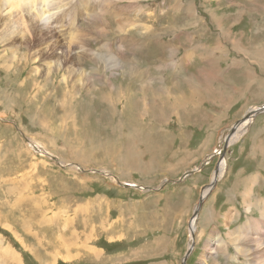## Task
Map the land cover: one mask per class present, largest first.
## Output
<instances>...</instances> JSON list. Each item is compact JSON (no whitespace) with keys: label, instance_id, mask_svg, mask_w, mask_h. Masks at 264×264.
<instances>
[{"label":"rangeland","instance_id":"obj_1","mask_svg":"<svg viewBox=\"0 0 264 264\" xmlns=\"http://www.w3.org/2000/svg\"><path fill=\"white\" fill-rule=\"evenodd\" d=\"M106 4L107 11L117 6L105 17L108 51L92 44L93 57L81 61L87 74L91 64L105 69L107 82L93 77L90 88L74 86L68 101L56 103V92L59 101L68 97L74 79L54 77L48 86L43 70L30 73L43 59L25 52L24 60L7 61L0 45V249L9 250L0 264H181L191 241L186 264H245L220 252L204 256L216 237L259 217L245 198H264L262 124L249 134L248 117L237 128L264 105V0ZM109 51L118 52L117 63ZM234 126L237 139L227 136ZM210 153L224 156L215 176ZM164 182L167 196H158L152 189ZM174 214L173 224H162Z\"/></svg>","mask_w":264,"mask_h":264},{"label":"bare ground","instance_id":"obj_2","mask_svg":"<svg viewBox=\"0 0 264 264\" xmlns=\"http://www.w3.org/2000/svg\"><path fill=\"white\" fill-rule=\"evenodd\" d=\"M89 1L90 0H0V45H2V48L5 47L2 49V55L5 57V59H7V61L11 60L12 62H16L19 60V55H21L22 58H25V52L31 54V61L33 62L43 59V64L36 67L35 70H30V73L33 71L34 73H39L43 70L44 73H42V75L47 81V85L49 82L52 83L51 79L53 80L54 77L56 82H58V79H61V81H64V83L65 81L67 82L68 79H74V84L70 86V90L68 91V97L66 94L61 93L60 95H62V100L59 101L57 99L59 94L56 92V103L65 102L70 98L72 99L75 97L74 86H76L78 90L82 87L90 88L91 86H94L92 80L93 77H97L98 80L104 79L103 81L105 83L107 82L108 75L105 73V69L100 70V67L97 64L98 61H96V59L94 60L96 61L97 66L95 64H91L90 69L92 72L88 74L85 72L83 66V63L86 61L81 60L88 57L89 55L92 56L90 54V48L92 44L102 45V49L108 51L106 47L109 45V43L105 40L106 38L104 36L108 30V23H106L105 17L109 15L112 16L116 12L117 6L114 4L107 11L106 3L110 0H100V3L97 4L98 6L96 5L95 7L88 6V3H90ZM91 17L95 18L96 21L93 22L90 19ZM57 23L60 24V27L57 26ZM127 23L128 22H124L122 25L119 24V30H123L124 27L127 26ZM57 29L61 30V33L58 34L59 36L62 35L61 43L56 41L54 37ZM58 32L60 31L58 30ZM113 34H119L117 29H115ZM33 47H37L38 50L31 52ZM56 50L59 52L56 53ZM28 53L26 54V57L29 55ZM98 54H95L94 56H97ZM117 54L118 52L116 51H109L108 60L112 62L115 61L117 63ZM187 61L188 58L186 57L181 59V62L187 63ZM78 64L81 66V68L77 66ZM8 66L6 67L9 68ZM114 67L118 66L116 65ZM61 73L62 77L60 78ZM90 74H93V76ZM32 84L36 86V82H33ZM107 86H109V84H107ZM40 87L41 85L38 87V91ZM142 89H150V87L143 86ZM59 105V107L64 106V104L63 106H61V104ZM54 110L55 109L52 111L53 113H55ZM59 110L60 112L64 113L62 108H59ZM1 116H3V114ZM246 120L247 119L244 121ZM239 124L237 126V128H239L238 131L241 129ZM237 128L236 131L231 134L232 136L230 138H232L235 134L236 135L232 139H237L241 136L242 133L238 132ZM231 129H233V131L235 130L234 128ZM227 139L228 138H225L224 140V146H226V144L229 145ZM219 171L220 165L217 168V173H219ZM219 176L220 174H218V178ZM216 179L217 177H215L213 180V186L215 185ZM213 186L209 188L211 189ZM204 197H206V195H204ZM202 202L203 201H200L198 205L200 206ZM244 204L247 208V211H251V209L257 210L259 217L256 219L254 218L255 220H253V218H248L245 225L242 227L240 226L233 231H229L226 235H223L224 238L223 236L216 237L214 240L216 242L215 248H212V251L209 252L208 255L204 256L206 259H208L209 256L219 254L220 252L221 254L227 256L226 258L233 257V259L240 260V257H242L244 259L242 262H245V264H264V234H262L263 231H261L264 230V198H260L259 200L255 199L254 201H251L250 199L246 200L245 198ZM231 212L232 210L229 211L227 215H225V220L229 224L231 220H234L236 217V214ZM228 218H231V220ZM195 219H192L190 223L192 240L196 231L194 223ZM255 234L258 235V238L252 237V235ZM65 246L67 247L66 244H64V247ZM230 247H232L235 252L233 256H229L228 248ZM7 251L3 249L1 252L0 249L1 257L5 256ZM66 252L67 254H70V251Z\"/></svg>","mask_w":264,"mask_h":264},{"label":"crops","instance_id":"obj_3","mask_svg":"<svg viewBox=\"0 0 264 264\" xmlns=\"http://www.w3.org/2000/svg\"><path fill=\"white\" fill-rule=\"evenodd\" d=\"M263 106V105H262ZM256 107H260V106H256ZM259 121H261V122H259ZM257 123H261L262 125H260L258 128H257V134L256 135H258V134H262V133H264V111L263 112H261V113H259V114H257V115H255L254 117H253V119L251 120V122H250V129H247V132H249V134L251 133V131H252V127L254 126H256V124ZM249 125V124H248ZM253 127V128H254ZM246 132V133H247ZM245 142V141H244ZM260 153H262L263 152V150L261 149L260 151H259ZM254 155H256V153L255 152H252ZM211 155V153L208 155V157ZM206 160V159H205ZM205 160H203L202 161V163L198 166V167H200L201 165H203L204 164V162H205ZM227 160V159H226ZM228 162H226V164H227ZM226 170H229V163L227 164V169ZM226 170H225V174H224V176H223V178L222 179H224V177L227 175V172H226ZM184 174H186V173H184ZM184 174L180 177V178H178V180H177V182L175 181H172V183H175V184H179V183H182L187 177L185 176V177H183L184 176ZM213 174V173H212ZM210 180H211V175L209 176V181H208V183L210 182ZM221 181V180H220ZM219 181V182H220ZM167 182H164V184L163 185H160V187L159 188H156V189H152L154 192L156 191H158L159 193L157 194L158 196H160V195H162V194H164V195H166V193L167 192H163L164 191V189H165V187H166V184ZM165 186V187H164ZM148 189V191H149V188H147ZM218 189H219V184H218V186L216 187V191H215V193L216 192H218ZM167 196V195H166ZM166 199V198H165ZM174 219H176L177 220V216H175V214L174 215H169L166 219L164 218L163 219V223L162 224H165V223H167L168 225L169 224H173L172 223V221L174 220ZM161 224V225H162ZM169 237V236H168ZM167 238V237H166ZM164 239V238H163ZM134 242V241H133ZM184 244H185V240H184V242H183V246H184ZM182 246V247H183ZM182 247H179V251L181 250V248ZM128 251H130V253H133V254H135V252L134 251H132V250H128ZM106 258H108V256H105Z\"/></svg>","mask_w":264,"mask_h":264},{"label":"water","instance_id":"obj_4","mask_svg":"<svg viewBox=\"0 0 264 264\" xmlns=\"http://www.w3.org/2000/svg\"><path fill=\"white\" fill-rule=\"evenodd\" d=\"M263 111H264V105H263V106H260V107H257L255 110L248 111V112L244 115V117H243L240 121L237 122V124L243 122V121H244L245 119H247L248 117L253 118L255 115H257V114H259V113H261V112H263ZM233 128H235V126H234ZM229 133H230V134H229ZM229 133H228L229 135H227V136H230V135L233 133V129L230 128ZM224 147H225V146H224ZM219 154H220V153H219ZM219 154L209 156V158H213V157H215V156L217 157V162H216V165H215V168H214V172H213V173H214V176L217 175V168H218L220 162H221V161L223 160V158H224L223 155H219ZM209 158H208V159H209ZM208 159H207V160H208ZM205 162H207V161H205ZM205 162H204V164H205ZM204 164H203V165H204ZM203 165H201V166H203ZM195 171H198V170H195V169H194V172H195ZM192 172H193V171H191V172H189V173H187V174H184L183 177L189 175V174L192 173ZM213 184H214V182L212 181V182L210 183L209 187H212ZM120 185H121V184H120ZM122 187H130V186H129L128 184H124V186H122ZM196 209H197V210L199 209V205H198V207H197ZM196 216H197V215H196V211H195V214L192 216V219H195ZM193 246H194V242L191 241L190 247L187 248V252L185 253L184 257H183L182 260H181V264H186V262H187V258H188V256H189L190 252H192Z\"/></svg>","mask_w":264,"mask_h":264}]
</instances>
